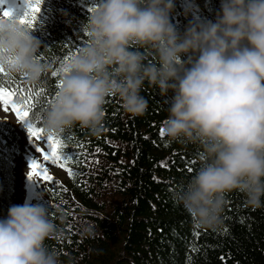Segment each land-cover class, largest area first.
<instances>
[{
	"label": "clouds",
	"instance_id": "1",
	"mask_svg": "<svg viewBox=\"0 0 264 264\" xmlns=\"http://www.w3.org/2000/svg\"><path fill=\"white\" fill-rule=\"evenodd\" d=\"M174 10L175 0H101L43 127L98 134L113 96L130 117L142 116L147 82L169 103L161 127L168 142L201 148L199 170L174 198L195 226L218 232L226 194L239 191L249 207L264 206V0H220L214 22H190L182 33L170 20ZM40 48L18 19L0 14V65L9 75L38 83L48 71ZM49 216L39 204L11 206L0 219V264H61L45 244L56 235Z\"/></svg>",
	"mask_w": 264,
	"mask_h": 264
},
{
	"label": "trees",
	"instance_id": "2",
	"mask_svg": "<svg viewBox=\"0 0 264 264\" xmlns=\"http://www.w3.org/2000/svg\"><path fill=\"white\" fill-rule=\"evenodd\" d=\"M100 2L43 0L30 33L41 43L37 59L48 71L35 84L9 74L3 77V84L43 88L47 98L54 100L62 72L56 77L52 73L87 43L83 29L89 9ZM28 10L27 0L9 9L18 20ZM219 10L220 0H175L170 20L182 33L190 22H214ZM140 51L146 62H154L148 50ZM141 95L148 101L142 116L130 117L118 96L108 97L100 133L76 125L56 135L75 175L32 204L48 209L56 229L46 247L58 253L61 264H186L189 255L192 264H264V206L249 207L239 191L226 194L223 227L213 232L197 229L176 202L174 194L184 189L201 166V148L196 143H169L167 137L161 138L159 130L169 103L147 82ZM171 96L169 93V102ZM49 107L33 109L40 115L39 127L44 128ZM20 128L28 134L24 123ZM20 141L17 129L0 116V219L17 205ZM189 165L193 168L190 173ZM194 231L200 233L198 240ZM192 245L200 250L190 252Z\"/></svg>",
	"mask_w": 264,
	"mask_h": 264
},
{
	"label": "snow or ice",
	"instance_id": "3",
	"mask_svg": "<svg viewBox=\"0 0 264 264\" xmlns=\"http://www.w3.org/2000/svg\"><path fill=\"white\" fill-rule=\"evenodd\" d=\"M3 0H0L2 3ZM29 10L25 15L19 19V23L22 24L26 30L31 31L34 29L37 18L41 12V5L43 0H27ZM95 7L89 9L93 12ZM4 16H11L12 13L8 10L3 11ZM86 34V33H85ZM73 57H67V60H71ZM64 64L61 67L53 71L52 75L54 77L58 76L60 72L64 69ZM8 73L5 71L2 65H0V106L4 108L5 111L11 110L16 114L19 121L27 126L28 136L30 141L43 142L40 146H34L35 151L38 155L43 156L44 161H50L52 164H58L63 167L68 173L69 177H74L75 173L71 166H68V161L70 157L65 155L61 149L64 147L63 142L54 134L45 135V130L39 127L37 122L40 119V115L33 111L34 108L38 106L43 108L45 105L51 106L53 101L48 99V93L45 92L43 88L40 90L36 89H25L23 87H8L3 84V77L7 76ZM56 89H59V82L55 85ZM55 93V96L57 95ZM159 136L164 137L163 129L159 130ZM46 144V147H45ZM99 151V149H97ZM75 159V158H71ZM98 163V161H96ZM78 163V162H77ZM194 163V162H193ZM163 166V165H162ZM30 171L28 172V179L31 181L33 177H37L44 182L54 183L53 178L48 174V169L44 167L37 159H33L29 164ZM187 171L190 173L193 168L189 165ZM66 191V190H65ZM198 229V226H196ZM225 233L227 229L224 230ZM193 236L198 240L200 233L198 231L193 232ZM200 249L196 245H192L190 252H198ZM186 264H192V257L189 255L187 257Z\"/></svg>",
	"mask_w": 264,
	"mask_h": 264
},
{
	"label": "rangeland",
	"instance_id": "4",
	"mask_svg": "<svg viewBox=\"0 0 264 264\" xmlns=\"http://www.w3.org/2000/svg\"><path fill=\"white\" fill-rule=\"evenodd\" d=\"M22 4L23 0H3V2L0 3V14H3L5 10L9 11V9L21 6ZM0 116L8 119L17 129L21 137L20 152L16 157V203L17 205H22L27 202L32 205L38 198L46 196L49 189L54 188L58 184L66 183L69 179V175L65 169L58 164L44 161L42 155L37 156L34 146H40L43 142L29 140L27 132L20 128L22 122L17 119L14 112L11 110L5 111L4 108L0 106ZM33 159H37L48 169V174L53 178L54 183L44 182L37 177H33L31 181L28 179V172L30 171L29 164Z\"/></svg>",
	"mask_w": 264,
	"mask_h": 264
}]
</instances>
